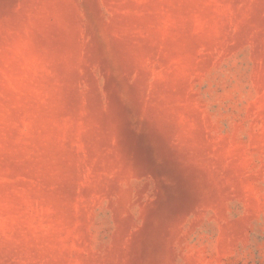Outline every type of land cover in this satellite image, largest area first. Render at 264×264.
Masks as SVG:
<instances>
[{
	"label": "rangeland",
	"instance_id": "rangeland-1",
	"mask_svg": "<svg viewBox=\"0 0 264 264\" xmlns=\"http://www.w3.org/2000/svg\"><path fill=\"white\" fill-rule=\"evenodd\" d=\"M0 264H264V0H0Z\"/></svg>",
	"mask_w": 264,
	"mask_h": 264
}]
</instances>
